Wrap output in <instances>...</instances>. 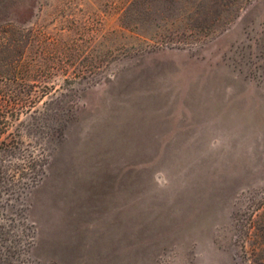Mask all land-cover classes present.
Masks as SVG:
<instances>
[{"label":"rangeland","instance_id":"obj_1","mask_svg":"<svg viewBox=\"0 0 264 264\" xmlns=\"http://www.w3.org/2000/svg\"><path fill=\"white\" fill-rule=\"evenodd\" d=\"M0 106V264H264V0H0Z\"/></svg>","mask_w":264,"mask_h":264},{"label":"trees","instance_id":"obj_2","mask_svg":"<svg viewBox=\"0 0 264 264\" xmlns=\"http://www.w3.org/2000/svg\"><path fill=\"white\" fill-rule=\"evenodd\" d=\"M28 111H33L32 108H28ZM35 111V110H34ZM6 110L1 108L0 106V135L8 131V128L11 126V123L5 119ZM20 144V140L15 139L9 133L7 136L1 137L0 136V151L2 152H9L10 154L14 153L15 150H19L18 145ZM23 156V155H22ZM21 158V156H18ZM40 165V164H39ZM44 165L41 164L39 168L35 171L34 175L29 178V182H26V187L34 184L37 180L39 173L41 172V167ZM38 166L37 162H30V163H9V164H2L0 163V195L2 192L6 193L10 190V186L14 184L15 179L17 176L23 177L25 175L24 169L28 168L31 171H34ZM0 237H4L8 234V228L11 226L13 219H9L8 217L4 216V214H0ZM9 219V220H8ZM26 217L23 216V220L26 222L28 229L30 230L31 234L33 232L32 224L26 221ZM10 221V222H9ZM31 235H29L30 237ZM29 241L27 242V244Z\"/></svg>","mask_w":264,"mask_h":264}]
</instances>
